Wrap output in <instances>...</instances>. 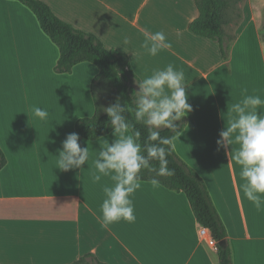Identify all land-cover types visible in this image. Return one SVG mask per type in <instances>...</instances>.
<instances>
[{"label": "crops", "instance_id": "1", "mask_svg": "<svg viewBox=\"0 0 264 264\" xmlns=\"http://www.w3.org/2000/svg\"><path fill=\"white\" fill-rule=\"evenodd\" d=\"M43 1L62 20L128 55L139 79L169 64L184 72L192 111L175 150L208 186L234 264H264V211L244 196L230 147L217 144L243 89L264 99V39L256 19L237 27L224 59L218 42L189 29L199 16L195 0ZM157 31L172 46L152 56L143 47L144 33ZM59 59L30 8L0 0V148L7 158L0 170V264H73L87 255L104 264H220L186 194L160 184L141 181L131 197L134 222L103 226V188L113 182L93 176L113 131L97 140L79 135L80 146L89 149L82 171L57 168L61 142L77 133L78 120L96 114L92 84L99 74L88 62L57 73ZM34 106L46 108L48 118L33 117Z\"/></svg>", "mask_w": 264, "mask_h": 264}, {"label": "clouds", "instance_id": "2", "mask_svg": "<svg viewBox=\"0 0 264 264\" xmlns=\"http://www.w3.org/2000/svg\"><path fill=\"white\" fill-rule=\"evenodd\" d=\"M144 37L143 47L152 56L172 46L162 31L145 32ZM184 81V72L169 64L166 69L138 81L137 91L133 93L134 107H121L117 103L104 108L115 138L111 143L105 140L98 152L93 181L99 182L106 176L113 182L103 188L105 198L100 211L105 228L121 220L135 221L131 197L141 188L143 170L159 177L174 174L168 167V157L175 149L174 140L180 136L176 122L192 111ZM247 91L243 89V98L228 110L226 128L220 133L217 144L230 147V159L241 167L244 196L258 211H264V99L260 95H248ZM126 112L134 114L135 122L147 129L146 155L139 143L141 134L133 131L134 125L126 120ZM32 114L40 120L49 116L48 110L39 106L32 108ZM159 129H169L172 135L162 136ZM79 140V134L72 132L61 142L58 169L82 171L88 164L89 149L82 148ZM152 185L158 187L159 181L154 178Z\"/></svg>", "mask_w": 264, "mask_h": 264}, {"label": "trees", "instance_id": "3", "mask_svg": "<svg viewBox=\"0 0 264 264\" xmlns=\"http://www.w3.org/2000/svg\"><path fill=\"white\" fill-rule=\"evenodd\" d=\"M19 1L36 15L43 32L59 48L60 59L55 68L57 73H71L76 65L85 62L92 63L99 69V74L92 84L96 114L92 118L78 120L76 123L77 133L86 140H97L112 132L109 117L104 112L105 106H103V100L99 94L110 90L114 93L111 105L119 103L121 107L135 106L136 98L133 93L137 91V83L141 79L134 73L128 55L108 49L97 35L79 30L62 20L43 0ZM195 2L199 16L190 24V31L197 36L218 42L223 58L228 59L230 47L234 41V37L225 33V25L229 24L227 16L230 9L229 0H195ZM118 97L119 100H117ZM124 115L126 120L134 125L133 131L140 132L139 143L146 155L147 129L135 122L134 114L126 112ZM176 124L182 133L186 127L187 119L184 117ZM159 131L162 136L172 135L169 129H159ZM176 151L174 149L168 157V167L174 173L172 176L159 177L143 170L141 181L152 182L155 178L160 185L167 189L185 193L199 225L209 230L216 243L220 264H234L227 230L214 206L207 189L208 186L201 176L178 156ZM6 164L7 158L0 148V170ZM73 264L104 263L92 255H87Z\"/></svg>", "mask_w": 264, "mask_h": 264}, {"label": "rangeland", "instance_id": "4", "mask_svg": "<svg viewBox=\"0 0 264 264\" xmlns=\"http://www.w3.org/2000/svg\"><path fill=\"white\" fill-rule=\"evenodd\" d=\"M230 9L227 13L229 17L228 36L234 37V31L243 24L246 19L254 18L258 23L260 33L264 39V0H229ZM103 100V106L111 105L114 93L110 90L99 94ZM104 107V108H105Z\"/></svg>", "mask_w": 264, "mask_h": 264}, {"label": "built area", "instance_id": "5", "mask_svg": "<svg viewBox=\"0 0 264 264\" xmlns=\"http://www.w3.org/2000/svg\"><path fill=\"white\" fill-rule=\"evenodd\" d=\"M209 230L208 229H206V228H202L201 230H200V235L201 236H209ZM210 240V242L212 243V244H214L215 246H216V243H215V241L212 239V238H210L209 239ZM216 248H217V246H216Z\"/></svg>", "mask_w": 264, "mask_h": 264}]
</instances>
